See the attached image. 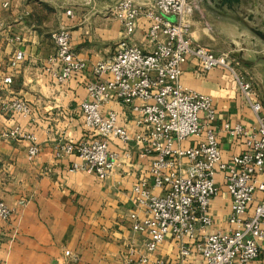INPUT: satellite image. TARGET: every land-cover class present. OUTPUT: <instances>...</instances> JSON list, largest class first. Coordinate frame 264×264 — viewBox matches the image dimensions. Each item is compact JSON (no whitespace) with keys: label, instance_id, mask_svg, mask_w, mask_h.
<instances>
[{"label":"crops","instance_id":"crops-1","mask_svg":"<svg viewBox=\"0 0 264 264\" xmlns=\"http://www.w3.org/2000/svg\"><path fill=\"white\" fill-rule=\"evenodd\" d=\"M118 1L0 0V78L13 79L12 85L0 90V102L20 99L32 109L30 116L23 117L4 114L0 108V198L14 211L9 221L0 222L1 264H124L144 252L148 237L134 233L129 218L137 212L133 190L145 184L155 195L160 193L151 177L154 157H142L144 146L111 139L109 149L119 160L106 180L71 172L80 163L75 156H55L61 144L78 145L96 137L86 129L81 109L88 98L86 87L95 80L94 66L111 61L122 43L146 53L153 50L144 17L134 35L126 36L112 13ZM194 1L197 10L189 19L188 37L216 55L228 54L236 60L239 73L261 92L264 109V0ZM61 28L70 31L75 55L87 64L83 73L64 85L45 71L57 53L51 35ZM18 52L25 59L13 68L11 62ZM181 84L212 100L222 160L230 162L248 151L244 138L223 129L225 123L252 132L259 127L232 75L222 68L203 72L191 58L182 65ZM111 111L133 137L143 132L129 107L115 102L101 107L104 117ZM15 129L35 137L40 154L33 161L28 159L29 141L4 138ZM196 145L191 139L176 146ZM223 175L218 172L216 176L219 194L210 207L213 225L198 233L191 245L193 255L188 260L193 264L202 263L198 247L204 236L230 230L233 202ZM260 200L257 193L250 214ZM260 248L261 256L252 264H264V241ZM153 257L176 262L180 245L169 237Z\"/></svg>","mask_w":264,"mask_h":264},{"label":"built area","instance_id":"built-area-1","mask_svg":"<svg viewBox=\"0 0 264 264\" xmlns=\"http://www.w3.org/2000/svg\"><path fill=\"white\" fill-rule=\"evenodd\" d=\"M7 7L8 4H5ZM197 10L194 0H119L112 9L127 37L134 35L139 20L149 23L147 38L153 50L149 53L129 43H122L114 58L100 62L93 68L94 81L87 87L88 98L81 104L86 129L96 137L78 145L61 144L55 156L62 159L75 156L71 172L93 174L106 180L114 172L118 154L110 151L109 141L124 144L135 142L144 146L142 157H154L151 177L155 195L145 184L134 187L137 212L130 215L134 233L146 235L144 252L136 258H127L124 264H193L191 245L198 233L213 225L211 203L219 194L216 186L218 172L232 198L230 230L203 237L198 247L201 264H252L261 256L264 241V109L254 84L238 71V63L228 54L216 55L197 45L188 37L189 19ZM69 16L72 12H67ZM57 53L50 59L46 72L59 84L68 83L83 73L87 64L74 53L71 33L61 28L51 35ZM198 61L203 72L216 68L228 71L252 109L257 131H248L242 125L225 123L223 129L246 141L248 151L230 162L222 160L215 131L217 120L212 100L181 84L182 65L189 59ZM25 59L16 53L11 67ZM13 84L11 76L0 78V90ZM110 102L129 107L135 115L136 126L142 133L133 137L119 124V116L111 111L106 117L101 107ZM139 102V104H136ZM1 111L11 116L28 117L30 105L20 99L3 100ZM5 139H22L32 145L28 159L33 161L40 149L33 135L20 129L4 134ZM191 139L197 145L177 147ZM183 161L187 162V165ZM261 200L256 202V194ZM13 210L0 199V222H7ZM141 214V216H140ZM180 245L176 262L154 258L158 248L168 238ZM70 255L69 252L66 253Z\"/></svg>","mask_w":264,"mask_h":264},{"label":"rangeland","instance_id":"rangeland-1","mask_svg":"<svg viewBox=\"0 0 264 264\" xmlns=\"http://www.w3.org/2000/svg\"><path fill=\"white\" fill-rule=\"evenodd\" d=\"M255 86V84H254ZM256 90L259 92V89L255 86ZM259 94L261 95V92H259ZM1 199V198H0ZM2 249L0 248V253H1ZM1 264V263H0Z\"/></svg>","mask_w":264,"mask_h":264},{"label":"water","instance_id":"water-1","mask_svg":"<svg viewBox=\"0 0 264 264\" xmlns=\"http://www.w3.org/2000/svg\"><path fill=\"white\" fill-rule=\"evenodd\" d=\"M235 1H238V0H235ZM225 3H230L231 0H224Z\"/></svg>","mask_w":264,"mask_h":264}]
</instances>
